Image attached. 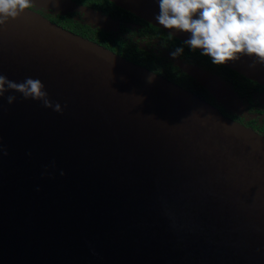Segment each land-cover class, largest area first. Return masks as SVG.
<instances>
[{
  "label": "water",
  "instance_id": "95a60500",
  "mask_svg": "<svg viewBox=\"0 0 264 264\" xmlns=\"http://www.w3.org/2000/svg\"><path fill=\"white\" fill-rule=\"evenodd\" d=\"M110 1L188 38L157 24V0ZM32 6L118 24L74 0ZM253 63L225 65L264 85ZM176 64L242 106L229 83ZM0 73L40 79L62 107L0 98V264H264L263 135L32 8L0 29Z\"/></svg>",
  "mask_w": 264,
  "mask_h": 264
},
{
  "label": "clouds",
  "instance_id": "9594fccd",
  "mask_svg": "<svg viewBox=\"0 0 264 264\" xmlns=\"http://www.w3.org/2000/svg\"><path fill=\"white\" fill-rule=\"evenodd\" d=\"M32 4L33 0H0V29L21 17ZM157 4V24L187 34L185 44L210 58L212 64L222 66L247 56L254 61L251 67L264 65V0H157ZM182 52L183 48H177L171 55ZM9 91L62 111L59 103L49 99L38 78L15 82L0 73V98ZM7 99L13 103L16 97L9 95Z\"/></svg>",
  "mask_w": 264,
  "mask_h": 264
},
{
  "label": "flooded vegetation",
  "instance_id": "af4514ba",
  "mask_svg": "<svg viewBox=\"0 0 264 264\" xmlns=\"http://www.w3.org/2000/svg\"><path fill=\"white\" fill-rule=\"evenodd\" d=\"M101 2L102 5H99L98 2L94 3L97 7L88 4L83 5L96 9L117 21L116 28L107 31L118 38L114 44L111 43L113 49L101 43L99 44L137 64L149 68L178 85L184 79L187 80L185 75H188L176 64L178 60L211 72L234 88L242 106L230 109L218 101L207 89L208 95L204 94L202 98L218 108L225 116L264 136V85L245 77L226 65L218 66L212 64L210 58L201 55L198 50L192 51L184 41L164 35L161 31H157L154 28L157 26L117 6L115 3L116 7L105 3L103 0ZM31 8L49 19L53 15L47 9L34 6H31ZM80 17H83V15L81 14ZM177 48H183V52L176 56L171 55Z\"/></svg>",
  "mask_w": 264,
  "mask_h": 264
},
{
  "label": "trees",
  "instance_id": "16d2710c",
  "mask_svg": "<svg viewBox=\"0 0 264 264\" xmlns=\"http://www.w3.org/2000/svg\"><path fill=\"white\" fill-rule=\"evenodd\" d=\"M74 1L77 3H81V4H88V5L94 6V7H97L96 5H94V3H96V2H98L99 5H102L101 0H74ZM103 1L109 5H114L116 7V5L112 2H110L109 0H103ZM117 8L121 9L119 7H117ZM48 11L52 12V14H53L50 16V19L52 21L56 22L57 24L65 27V28H67V29H69L75 33H78L84 37H87V38L94 40L98 43L106 45L107 47H110V49H113L112 44L115 43V40L118 37H116L113 33L109 32L105 29H101V28H98L96 26H93L91 24L86 23L84 21L83 17H80L81 13H78V12L63 13L60 11H53V10H48ZM154 28L157 31H161L164 35H168L171 38H175L159 27H154ZM227 69H229V68H227ZM185 76H186L187 80L184 79L181 83L178 82L181 86H183L185 89L192 91L193 93L197 94L200 97H204V94L208 95L207 90L197 80H195L194 78H192L188 75H185Z\"/></svg>",
  "mask_w": 264,
  "mask_h": 264
}]
</instances>
